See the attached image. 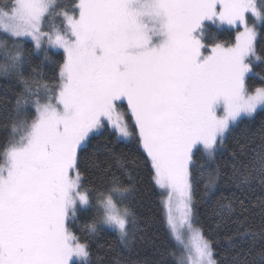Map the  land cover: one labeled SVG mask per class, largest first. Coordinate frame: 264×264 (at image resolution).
<instances>
[{
    "label": "snow or ice",
    "instance_id": "1",
    "mask_svg": "<svg viewBox=\"0 0 264 264\" xmlns=\"http://www.w3.org/2000/svg\"><path fill=\"white\" fill-rule=\"evenodd\" d=\"M209 23L236 28L235 41L206 42ZM258 23L264 0H8L0 7V75L22 86L14 103H0L8 130L0 148V264H166L159 250L151 259L117 251L94 260L89 239L69 226L94 209L88 237L111 229L133 250L136 218L124 199L134 186L114 170L131 180L129 146L166 193V222L180 249L167 253L173 264H264V122L243 131L230 161H217L233 127L264 112V79L249 83V74L261 76L254 63L264 64ZM50 64L52 78L44 71ZM194 169L207 177L203 195L216 227L227 230L231 250L222 258L194 221ZM222 175L230 194L216 196ZM256 190L261 195L250 198Z\"/></svg>",
    "mask_w": 264,
    "mask_h": 264
},
{
    "label": "trees",
    "instance_id": "2",
    "mask_svg": "<svg viewBox=\"0 0 264 264\" xmlns=\"http://www.w3.org/2000/svg\"><path fill=\"white\" fill-rule=\"evenodd\" d=\"M8 0H0V7H4ZM60 3L65 6H70L73 0H60ZM264 31V23H260L258 26ZM235 30L228 29L226 27L208 26L205 30L204 39L208 43L222 42L231 44L234 41ZM0 39H3V34L0 33ZM25 46L31 48V42L25 41ZM260 51L264 53V44L260 45ZM52 59L54 61H62V53H53L50 50ZM33 64H39L42 56L37 53L32 55ZM256 72H260L261 76L249 74V83L254 86L260 85L262 79H264V64L257 62L254 64ZM30 71V68L26 66V72ZM44 71L49 78L56 75V68L54 64H50L44 67ZM22 86L14 77H5L0 75V103L8 101L10 103L15 102L16 93L21 91ZM264 122V112H260L255 121L250 118H245L243 123H239L234 126L232 131L227 135L225 140V147H223L218 156L217 161L222 165L226 161L232 159V153L239 151L238 142H243L242 133L246 128L255 130L259 127L260 123ZM8 136V130L3 127V122L0 121V148L3 147L5 140ZM118 147H124L123 144ZM130 153L129 159L136 157L134 163L127 164L128 172L131 174V180L124 174L121 169H114L117 175L125 183H131L134 188L125 199L124 203L131 209L136 218L135 241L134 247L131 252L125 251L119 244L117 234L111 229L105 228L103 232L98 235L88 237L86 230V224L93 217L94 209H88L77 214V218L72 223V230L78 236L89 239L90 247L95 260L96 257H103L105 260L109 259L116 254L117 251L124 253L126 256H131L133 259H151L154 252L159 250L165 253L166 264H173L172 257L168 256L169 251H177L180 249L172 237L170 229L166 222V209L165 200L163 199L159 189L153 181L150 166L145 165L142 160V153H137L134 147L129 146L125 149ZM103 161L104 157H100ZM198 161L203 163V157L198 156ZM194 176L197 177L195 207H194V221L197 227L203 229L205 235L215 241V247L218 256L222 258L225 252L231 250V246L222 237L226 233V229L222 226L216 227V218L211 213L212 200L203 195L205 176L199 175V170L194 169ZM226 172L227 169H222ZM87 180L91 181L95 177L94 171L86 172ZM226 177L221 176L219 183V191L216 192V196L221 193L224 195L230 194V188L225 183ZM261 195L259 190L250 193V198L254 199L256 196ZM131 219V218H130ZM71 225V224H70ZM96 264H102L101 261H96Z\"/></svg>",
    "mask_w": 264,
    "mask_h": 264
},
{
    "label": "rangeland",
    "instance_id": "3",
    "mask_svg": "<svg viewBox=\"0 0 264 264\" xmlns=\"http://www.w3.org/2000/svg\"><path fill=\"white\" fill-rule=\"evenodd\" d=\"M250 19H252V18L250 17ZM259 25H260V23H258L257 26H259ZM208 26H216V27H218V28H220V27H226V28H228V29H234V30H235L234 41H235V36H236V33H237V29H236V28L231 27V26H228V25H226V24H219V23H217V24H211V23H209V24L207 25V27H208ZM234 41H233V42H234ZM29 42H30V41H29ZM220 43H222V42H220ZM51 51H52L53 53H58V52H59V53H62L61 50H56V49H52ZM37 54H39L40 56H42L40 53H37ZM62 58H63V53H62ZM256 63H257V62H255L254 64H256ZM156 186H157V185H156ZM157 188L159 189V192L161 193L163 199L166 200V193H165L163 190H161L158 186H157ZM173 205H174L173 210H174V212H175V220H176V223H177V227H178V229H181V230H182L183 235H184L185 239L187 240V239H189V234H188L187 231L184 230V229L182 228V226H181V223H180V212H179V210H178V205H176V202H175V201H173ZM73 221H75V220H70V223H69L70 228H71V226H72ZM70 224H71V225H70ZM71 230H72V228H71ZM72 231H73V230H72Z\"/></svg>",
    "mask_w": 264,
    "mask_h": 264
}]
</instances>
